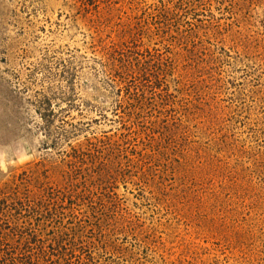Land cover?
Listing matches in <instances>:
<instances>
[{
	"label": "rangeland",
	"instance_id": "1",
	"mask_svg": "<svg viewBox=\"0 0 264 264\" xmlns=\"http://www.w3.org/2000/svg\"><path fill=\"white\" fill-rule=\"evenodd\" d=\"M0 264H264V0H0Z\"/></svg>",
	"mask_w": 264,
	"mask_h": 264
}]
</instances>
